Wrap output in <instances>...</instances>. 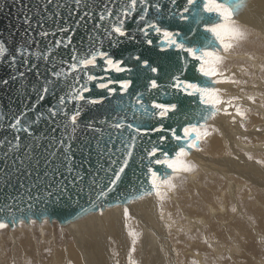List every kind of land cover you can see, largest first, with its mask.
I'll use <instances>...</instances> for the list:
<instances>
[{
    "label": "water",
    "instance_id": "95a60500",
    "mask_svg": "<svg viewBox=\"0 0 264 264\" xmlns=\"http://www.w3.org/2000/svg\"><path fill=\"white\" fill-rule=\"evenodd\" d=\"M150 2L153 7L148 10L146 21H140L143 7L140 0L128 17L123 14L130 0H0V44L5 48L0 54V222L13 226L18 220L47 218L65 224L89 212L104 210L108 205H123L127 199L136 198L133 194L152 189L147 171L149 162L146 158L141 159L147 155L144 149L152 145L149 138L144 137L138 139L137 148L116 187L101 195L102 191H107L113 172L125 158L122 150L127 133L112 125L121 118L132 122L133 112L138 108L136 97L141 92L145 93L143 99L146 104L153 98L179 101V123L177 120L165 122L166 126L176 127L178 134H183L184 125L200 123L197 113L204 105L199 104L198 98L177 97L174 93L164 97L160 96L159 90L151 93L147 90L149 77L157 79L161 89L168 92L173 91L167 88L173 75H180L181 79L190 82L205 80L196 71L198 65L194 62H190L187 70L181 73L182 57L187 54L173 49L162 52L160 41L163 37L151 29L148 38L153 40V45L148 46L143 34L137 30L151 21L195 40L189 31L190 21H181L178 15L186 6V0H176L175 4L172 0ZM157 4L160 11L156 10ZM101 15L105 17L103 20ZM204 15L218 19L207 13ZM118 16L125 20L124 28L135 36V40L116 34L108 36L112 27L119 24ZM61 28L72 30V44L67 48L55 46L57 40L70 34L60 32ZM196 31L197 35L203 33V26ZM43 32L49 35H41ZM89 36L92 41H89ZM178 39H183V35ZM116 41L119 43H114ZM64 43H67L66 39ZM72 49L76 50L78 57L89 49H99L123 58L128 66H134V72L131 75H108L113 79L130 78L133 87L128 93H121L118 85H112L117 92L109 95L106 90L90 84L92 91L85 95L105 97L103 103L90 105L72 99L70 94L79 86L74 79L78 73L69 67L70 63H75ZM135 55L149 59L160 69L159 75L145 74L146 70L135 67L137 62L131 59ZM188 59L191 61L190 57ZM36 71L41 75L37 76ZM95 71L99 74V69ZM20 72L24 76H20ZM56 72L60 73L59 77L53 75ZM79 75L80 83H83V72ZM3 80H8V84L2 83ZM43 87H48L51 94L38 104L37 94ZM60 96L65 97V105L59 104ZM50 108H55V116L49 112ZM77 108H82V114L77 125L73 126L70 116ZM185 116L189 119L185 120ZM16 118L21 119V126L12 129L10 125ZM155 123L145 119L141 126ZM24 127L29 132L23 131ZM158 135H152L151 140ZM174 143H166L164 147L171 148ZM153 167L161 172L164 169L160 165Z\"/></svg>",
    "mask_w": 264,
    "mask_h": 264
},
{
    "label": "rangeland",
    "instance_id": "374dc122",
    "mask_svg": "<svg viewBox=\"0 0 264 264\" xmlns=\"http://www.w3.org/2000/svg\"><path fill=\"white\" fill-rule=\"evenodd\" d=\"M234 20L244 30L239 19L235 18ZM245 26L249 28V34L244 39L235 42L234 47L227 54L231 56L246 55L251 57V60H253L252 57H264V49L260 46V42L264 43L263 32L255 26L253 29L249 25ZM262 65L264 62L259 68L251 65V61H228L229 78L238 81V83H233L232 90L238 94L234 95L218 88L219 95L225 101L236 98L232 100V103L246 111V118L237 115L228 118L225 111L216 114L208 121L217 123V126L206 127L211 134L200 142L203 150L195 151L192 161L188 159L195 165V174L198 175H195L196 179L213 177L204 171L208 165L223 172L220 176L224 181L223 185L213 190L209 189L211 192L208 191L209 196L213 199L208 201L205 198L207 194L202 195L203 191H194V189H198L194 186L196 181L192 179L190 181L187 175L181 172L172 176L175 189H164L166 195L163 199L157 196L155 191H152L150 197L146 193L145 199L140 202L142 206L145 202L146 206L150 205L158 219L164 209L166 207L168 209V206L173 203L179 207L180 213L178 216L171 214L169 216L171 219L179 217L184 221L182 224L185 226L187 219L184 214L192 219H202L199 225L194 224L193 228H162L168 236L167 248L169 249L168 252L164 251L166 258L162 253L159 254L163 260L168 261L164 264H190V262H194V264H264V67ZM234 67H244L246 72L239 70L240 68L236 71ZM260 70L262 71L259 72ZM256 76L261 78L257 80ZM249 97H254V102H256L254 103ZM244 102L246 103L244 104ZM252 110L254 111L252 112ZM227 111L230 112V108H227ZM237 143L241 144L240 148L237 147ZM236 169L237 172H234L233 170ZM214 176L219 177L216 174ZM227 179L236 187L232 192L227 188ZM220 195L225 198L216 200V197ZM211 203L214 204L215 209L213 208V210L216 215L209 216V220L212 218L209 224L203 223L204 219L201 218L202 215L204 216L203 211H207L206 209L209 207L206 205ZM240 207L243 208V213L238 211ZM128 212L130 213V209L127 206L123 214V217L127 218V225L126 228H122V232L126 233L123 236L122 251L118 248L119 240L116 239L119 228L114 227V231L106 232L104 235L108 260L105 262L101 259L102 264H130V261H134L135 264H152L150 261L146 263L143 260V262L142 258H139L141 255L138 250L139 245L143 246L140 239L144 240L142 230L128 228L130 221ZM117 213L118 211H111L109 214L114 222H116L115 215L119 221ZM96 214L84 216L80 222L82 225L86 224V218L89 221H97L101 218V211ZM234 216L237 218L236 223H234ZM210 222H216V226L219 224L220 228H210ZM9 226L0 229V264H49L50 258L56 251H65V249L66 252L69 251L70 246L75 244V235L79 233V223L71 221L68 227L64 228L61 223L50 221L47 218L18 220L16 225L14 224L10 228ZM99 229L103 230V228ZM133 232L136 233L135 237L132 235ZM19 241L28 244L19 249ZM95 242L97 241L95 240ZM133 247L136 249L135 252L132 251ZM119 250L122 255L120 260H117V256L120 254ZM158 250L160 251L159 248ZM101 251L103 252V248ZM21 252L27 253V258L23 257L24 255L21 256ZM67 255L69 254L67 253ZM68 260L59 259V264L74 263V260ZM80 262L83 264L84 260Z\"/></svg>",
    "mask_w": 264,
    "mask_h": 264
},
{
    "label": "snow or ice",
    "instance_id": "6c2138e0",
    "mask_svg": "<svg viewBox=\"0 0 264 264\" xmlns=\"http://www.w3.org/2000/svg\"><path fill=\"white\" fill-rule=\"evenodd\" d=\"M175 4L176 0H172ZM143 5L141 9V14L139 16L140 21H146L148 10L153 7L150 0H140ZM244 5V0H226V2H220V0H186V6L183 8L182 12H179V18L181 21L189 22V31L192 33L195 40L190 39L187 35L181 32L169 31L162 28L155 22L148 21L146 26L138 27V31L145 37V43L148 46L153 45V40L149 37V29L155 32L158 36H162L163 39L160 41V50L166 52L169 49H173L180 53L187 54L182 57L183 67L181 73L187 70L190 62H194L196 71L200 76L204 77L205 80L201 82H190L186 79H181L180 75H173L172 82L167 85V88L172 89V92L163 91L161 85L158 83L157 79L149 77L147 90L149 93L153 90H159L160 96H170L173 93L178 97L184 95L187 97L198 98V102L204 105V108L200 109L197 113L200 119L208 121L215 117V115L221 110L220 105H227V107H234L235 114L242 118H246V111L242 108L235 106L232 103L233 99L227 101L223 100L219 95V89L214 85L220 83H238V81L230 78H223L224 73L220 70V66L223 64L225 57L220 55V52H228L231 50L235 42L240 41L245 38L246 33L242 30L235 22L234 17L239 9ZM156 10L160 11V5H155ZM137 8V0H130L127 11L123 14L128 17ZM184 13H189V15H184ZM204 13L209 14V16L214 15L218 19H210L205 16ZM110 14V13H109ZM177 13H173L176 15ZM85 16L88 14L85 13ZM105 17L100 16L103 20ZM83 19V17H81ZM119 24L113 26L111 32H108V36L111 37L112 34H116L118 37L127 38L129 40H135V36L131 35L128 30L124 28L125 20L117 17ZM203 26V33L197 35L196 29ZM194 26V27H193ZM60 32L70 33L67 37L61 38L55 42L56 47L67 48L72 44V30L70 28H61ZM210 34L204 35V34ZM43 36H48L49 33H41ZM55 35V33H53ZM183 35V39H178ZM66 39L67 43H64ZM89 41H92V37H88ZM114 43H119L116 41ZM202 43V46H201ZM5 51L4 45L0 44V54ZM73 55L72 60L75 63H70L69 67L78 75L74 78L76 83L79 85L74 88V91L70 94L71 98L77 101H83L86 104L98 105L103 103L101 98H90L86 96V93L92 91V84L94 87L106 90L109 95H114L117 92L116 87L112 85H118L121 93H128L129 89L133 87V80L130 78L126 79H113L110 75L111 73H127L131 75L134 72V66H128L123 58H117L108 51H102L99 49L91 50L89 49L86 54L78 57L76 55V50L72 49ZM23 55V53H21ZM191 58V61L188 59ZM15 57L12 58L15 62ZM131 59L137 64L135 67L146 70L145 74L153 73L159 75L160 69L153 66L149 59H142L140 55L132 56ZM26 63V62H25ZM99 69V74L95 71ZM32 70L31 68L29 69ZM83 72L85 77L84 82L80 83V72ZM20 76H24L23 72L19 73ZM37 76L41 75L39 71L35 73ZM54 76L59 77L60 73H53ZM15 79V77H13ZM2 83L8 84V80H3ZM51 94L48 87H43L38 91L37 103L44 101L46 96ZM144 92L139 93L136 97V108L132 115V122H126L124 118L118 120V122L112 125L113 128L124 130L127 133L126 143L124 145L125 158L121 162L120 167L117 171L113 172L110 186L107 191H102L101 195H106L107 192H111L121 180V175L124 173L125 169L128 167L129 160L133 156L134 150L137 148L138 139H143L148 137L151 143L150 148H145L146 157H141V159H147L149 162L148 173L150 174L151 186L155 191V194L161 199L164 198L166 192L164 189H175V185L172 183V176L181 172L188 173L195 170V165L188 163L185 158L190 155V150L195 149L196 151H202L200 147V142L211 133L207 130L205 125H199L196 123H188L182 127V135L178 134L177 128L172 126H166V121L177 120V113L179 108V101H164L153 98L149 103H145L143 97ZM253 100L254 97H249ZM60 105H65V97L60 96L58 98ZM227 107L224 108L225 114L232 115V113L227 111ZM49 112L52 116L56 115L55 108H50ZM139 113V116L136 113ZM67 115V113H64ZM82 114V108H77L74 113L70 116V122L73 126L77 125L78 117ZM147 119L149 121H155V124L150 126H141L143 121ZM185 120L189 117L185 116ZM177 123L179 121L177 120ZM21 126V119L16 118L15 123L11 124L12 129H17ZM75 128H73V131ZM23 131L29 132L27 127L23 128ZM154 134H159L155 140H151V136ZM175 142L171 148L164 147L166 143ZM62 143V142H61ZM69 147H71L69 145ZM174 152V155L171 153ZM115 164L116 162L113 161ZM153 165L162 166L165 171L153 167ZM171 170V172L167 171ZM148 194H152L149 192ZM235 210V209H234ZM6 223L0 222V229L7 228ZM133 237L136 233H132ZM135 242V241H134ZM135 247L132 251L135 252ZM130 264H135L134 261H130Z\"/></svg>",
    "mask_w": 264,
    "mask_h": 264
},
{
    "label": "bare ground",
    "instance_id": "6f19581e",
    "mask_svg": "<svg viewBox=\"0 0 264 264\" xmlns=\"http://www.w3.org/2000/svg\"><path fill=\"white\" fill-rule=\"evenodd\" d=\"M235 18H238L239 22L243 24L246 36L249 34L250 30L245 25H249V26H251L252 29H253V26L259 28L263 32V38H264V0H244V5L241 9H239L237 11L234 19ZM260 46L262 49H264V43L260 42ZM220 54L225 57L223 64L220 66V70L224 73V76L221 77V79L230 77V72L229 73L227 72V64H228L229 60H239V61H244V62H246V61L250 62L251 61V65H254V66L259 67V68L261 67V64L264 62V57H254V58L252 57L253 60H251V57H248L246 55L231 56V55H228L227 52H223V51H221ZM262 66L264 67V65H262ZM238 69L241 71L244 70L246 72L244 67H234V70L238 71ZM261 71L262 70H260L259 72H261ZM253 74H255V71H253ZM259 78H261V77L256 76L257 80ZM233 85H234L233 83H220V84H217L214 86L216 88L231 92V94L237 95L238 93H236V91L232 90ZM263 85H261V86H263ZM252 89H254V88H252ZM253 94H255V93H253ZM240 97H242V96H240ZM248 101H251V100H248ZM245 103L246 102H244V104ZM257 103H258V101H257ZM233 104L235 105V103H233ZM218 107H220L221 110L217 114H221L222 112H224V108H226L227 105H220ZM227 108H230V113H232V115H228L226 117H228V118L236 117L235 108L234 107H227ZM259 108H257V110L261 109V108L260 109ZM254 110H252V112ZM257 110H255V111H257ZM202 123H204V125L208 128H212L214 126H217V123H215V122L204 121L203 119H200L199 125H201ZM256 130H257V127H256ZM237 133H238V131H237ZM242 134H244V133L242 132ZM240 146H241V144L237 143V147L240 148ZM190 151H191L190 155L185 158V160L188 162H189V160H191V161L193 160V154L195 153L196 150L193 149ZM191 161L189 163H192ZM194 161L197 162V160H195V159H194ZM163 171H165V169H163L162 172ZM167 171L171 172V170H167ZM204 171H205V173H207L213 177H208L205 179H196V177L198 175L195 174V170L192 172L185 173V174L187 175V177L190 181H191V179L196 181L194 186L198 189H196V190L194 189V191H203L202 195L207 194L205 196V198L208 201H210L213 198L209 196L210 194L208 193V191L211 192L210 190H213L215 188H219L223 185L224 181L220 177L221 174H223V172H221V170H219L218 168H214L210 165H208L204 169ZM233 171L237 172V169L233 170ZM215 174L219 177L214 176ZM195 175H197V176L195 177ZM227 181H228L227 182V184H228L227 188L230 190V192H232V190H235L236 187L232 182H229L228 179H227ZM185 183H187V182H185ZM181 189H178V190H181ZM152 191H154V190L150 189L148 191H144L141 193L137 192V193H135L136 195L133 194L134 197H136V198L127 199L123 205L105 206L104 210L100 209L101 218L97 221H89L86 218L85 219L86 224L82 225V223L80 222V219L83 218L84 216H89L90 214H93V213L96 214V213L100 212L98 210L89 212L88 214H85V215L79 217L77 220L72 221L74 223H79V233L77 235H75V244L71 245L70 246L71 248L67 252H66V249H65V251H63V250L62 251H56L52 255V257L50 258L51 261L49 264H59V259H62V260L70 259L71 261L74 260L73 264H82L80 261L83 262V260H84L83 264H102L101 259L103 261L107 262L108 257L106 255V242H104V239H106V237L104 235L106 232L114 231V227L119 228L118 234L116 235V239L119 240L118 248L122 251L121 247L123 246V241H124L123 236H124V234H126L125 232H122V228H126V225H127V223H126L127 218H124L123 214L125 212V207H127V206L130 209V213L128 212L129 213L128 215L130 217V218H128L130 220L128 222V225H129L128 228H140L142 230V235H143L144 240L140 239V241L143 242V246L140 247V245H139L138 250L141 253L139 258L140 259L142 258L141 260L142 261L144 260L146 263H148L149 261L152 264L167 263L168 261L163 260L159 256V254H161V253L164 256L166 254V253H164V251L166 250V252H168V250H169L167 248L168 236H167V234L164 233V230L162 228H193V225L194 224L199 225V222L202 221V219L201 220L200 219H192L189 216L184 214V216L187 219V225L186 226L182 224V222H184V221L181 220L179 217H177L176 219H171L169 217L171 214H175L178 216L180 213L179 209H178L179 207L177 205H174V203L170 204L168 206V209L166 207L164 209L163 213L161 214V217L158 219L155 215V212L152 210L153 208L152 209L150 208V205L146 206L147 203L145 202L144 205L142 206L141 205L142 203H140L141 200L143 201V199H145L144 195L146 193H149V192L152 193ZM150 195L151 194H149V197H150ZM221 196L222 195L217 196L216 200H218V199L223 200L225 198V197H221ZM192 197H193V195H192ZM196 197H198V196H196ZM172 198H173V196H172ZM208 201H206V202H208ZM154 204H155V202H154ZM207 205H206V207H209V208L206 209L207 211H203L204 216L202 215L201 218L204 219L203 223L206 222L207 224H209V221L212 219L211 218L209 220V218H210L209 216H214V215H216V213H215V210H213L214 204L211 203L210 205H208V206ZM112 207H113V209H111ZM157 207H158V204H157ZM111 211H118L117 215L119 217V221H118L116 215H115L116 222H114L110 218L109 214L111 213ZM238 211L243 213V208L242 207L238 208ZM191 214H193V213H191ZM217 217H218V214H217ZM131 218H132V220H131ZM234 218H235L234 223H236V221H237L236 216H234ZM166 221H167V223H166ZM216 221H217V218H216ZM215 223L210 222V224H211L210 228H220V227H218L219 224L216 226ZM41 224H42V222H41ZM68 224H69V222L62 224V225L64 228H67ZM27 225H30V224H27ZM204 225H206V224H204ZM222 225L225 228V225L223 223H222ZM9 228H10V226H9ZM99 228H103V230H101ZM129 237H130V235H129ZM95 240L97 242H95ZM19 243H20L19 249L24 248L28 244L27 242H23V241H19ZM0 246H1V244H0ZM101 248H103V252L101 251ZM158 248L160 249V251L158 250ZM120 250H119L120 254H118V256H117V260H120L121 255H122ZM67 253L69 255H67ZM20 254H21V256L24 255L23 257H25V258H27V256H28V254L25 252H21ZM164 257L166 258V255ZM25 258H24V261H26ZM79 259H81V260L79 261ZM70 260H68V261H70ZM126 262L127 261L125 260V263ZM190 264H194V262H190Z\"/></svg>",
    "mask_w": 264,
    "mask_h": 264
}]
</instances>
